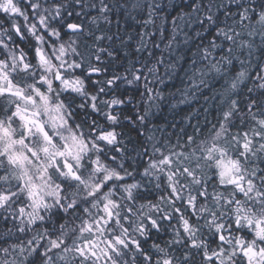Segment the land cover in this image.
<instances>
[{
    "label": "snow or ice",
    "instance_id": "obj_1",
    "mask_svg": "<svg viewBox=\"0 0 264 264\" xmlns=\"http://www.w3.org/2000/svg\"><path fill=\"white\" fill-rule=\"evenodd\" d=\"M0 264H264V0H0Z\"/></svg>",
    "mask_w": 264,
    "mask_h": 264
},
{
    "label": "trees",
    "instance_id": "obj_2",
    "mask_svg": "<svg viewBox=\"0 0 264 264\" xmlns=\"http://www.w3.org/2000/svg\"><path fill=\"white\" fill-rule=\"evenodd\" d=\"M173 83L176 86H179L178 80L170 82V84H173ZM175 90H176L175 87L170 86L169 88L165 89V95H168L170 92H175ZM182 107H185V110H187V106H182ZM183 115H184V112L180 111L179 108L176 110L175 113H172L171 111H169V109L165 103V106L159 115L158 122L161 126H166L167 124H172L174 122V120L180 121ZM166 131H168V132L178 131V129L166 128Z\"/></svg>",
    "mask_w": 264,
    "mask_h": 264
}]
</instances>
